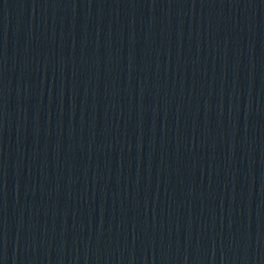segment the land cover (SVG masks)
Wrapping results in <instances>:
<instances>
[{"label":"water","instance_id":"1","mask_svg":"<svg viewBox=\"0 0 264 264\" xmlns=\"http://www.w3.org/2000/svg\"><path fill=\"white\" fill-rule=\"evenodd\" d=\"M0 264H264V0H0Z\"/></svg>","mask_w":264,"mask_h":264}]
</instances>
